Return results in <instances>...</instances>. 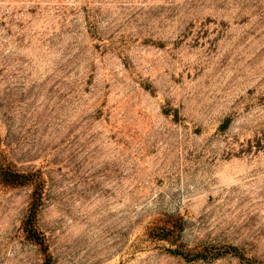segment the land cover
<instances>
[{
    "label": "rangeland",
    "instance_id": "1",
    "mask_svg": "<svg viewBox=\"0 0 264 264\" xmlns=\"http://www.w3.org/2000/svg\"><path fill=\"white\" fill-rule=\"evenodd\" d=\"M3 155L52 264H264V0H0ZM31 192L0 183V264H44Z\"/></svg>",
    "mask_w": 264,
    "mask_h": 264
},
{
    "label": "trees",
    "instance_id": "2",
    "mask_svg": "<svg viewBox=\"0 0 264 264\" xmlns=\"http://www.w3.org/2000/svg\"><path fill=\"white\" fill-rule=\"evenodd\" d=\"M0 183L10 186H32L27 211L22 220V229L26 238L39 247L43 255L44 264H52L47 238L38 226V213L42 205L45 184L42 173L38 170L22 171L16 167V164L11 159L3 155L0 158ZM170 222V226L159 225L151 228L148 236L153 239L168 240L175 244L180 238L183 222L180 219H172ZM167 251L183 257L186 261L215 259L231 255L246 263L260 264V261L247 256L242 249L233 245L210 246L196 252H190L180 246H176L175 248H167Z\"/></svg>",
    "mask_w": 264,
    "mask_h": 264
}]
</instances>
